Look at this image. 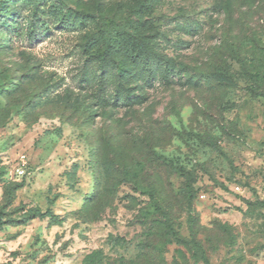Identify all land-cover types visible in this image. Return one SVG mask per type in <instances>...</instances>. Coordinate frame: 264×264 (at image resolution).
I'll return each mask as SVG.
<instances>
[{
  "label": "rangeland",
  "instance_id": "obj_1",
  "mask_svg": "<svg viewBox=\"0 0 264 264\" xmlns=\"http://www.w3.org/2000/svg\"><path fill=\"white\" fill-rule=\"evenodd\" d=\"M0 264H264V0H0Z\"/></svg>",
  "mask_w": 264,
  "mask_h": 264
},
{
  "label": "built area",
  "instance_id": "obj_2",
  "mask_svg": "<svg viewBox=\"0 0 264 264\" xmlns=\"http://www.w3.org/2000/svg\"><path fill=\"white\" fill-rule=\"evenodd\" d=\"M18 173H19V175H22V174H23V172H22V171H19Z\"/></svg>",
  "mask_w": 264,
  "mask_h": 264
}]
</instances>
